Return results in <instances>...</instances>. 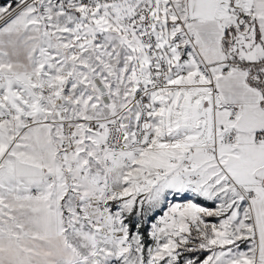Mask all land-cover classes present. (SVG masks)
<instances>
[{
  "label": "snow or ice",
  "instance_id": "snow-or-ice-1",
  "mask_svg": "<svg viewBox=\"0 0 264 264\" xmlns=\"http://www.w3.org/2000/svg\"><path fill=\"white\" fill-rule=\"evenodd\" d=\"M0 264H264V0H0Z\"/></svg>",
  "mask_w": 264,
  "mask_h": 264
}]
</instances>
